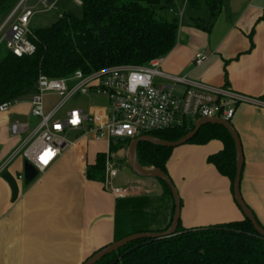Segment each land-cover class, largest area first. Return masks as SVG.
Here are the masks:
<instances>
[{
  "label": "crops",
  "instance_id": "1",
  "mask_svg": "<svg viewBox=\"0 0 264 264\" xmlns=\"http://www.w3.org/2000/svg\"><path fill=\"white\" fill-rule=\"evenodd\" d=\"M159 13L162 18L177 20L178 28L174 48L161 58L158 70L162 75L155 76V84L171 87L175 94L181 95L186 85L167 76H182L264 100V0H223L210 32L195 27L193 21L208 18L204 0L199 8L191 6L188 0H172ZM6 17L0 18L1 24ZM201 49L208 59L196 66L193 58ZM99 98L104 99V104L90 105L87 110L79 108L86 113L107 109L108 100ZM32 117L31 94L18 100L7 112L0 111V165L34 130L39 121L31 128ZM15 121L29 123L30 130L13 136L10 125ZM231 122L239 134L244 156L241 195L264 227V108L243 104ZM72 135L71 140L83 148V154L77 152V145L66 150L31 182L23 178L26 160L23 155L7 166L4 173L18 178L16 199L3 178L4 173L1 175L0 264H83L95 251L115 241L121 214L125 217L127 214L124 220L130 221V227L135 214L148 215L146 218L158 223L159 228L171 221L172 200L159 181L130 176L121 184L136 183L146 191L117 199L104 188L103 181L87 177L88 167L97 155L113 152L111 147L115 143L96 141L92 135L77 138L79 131ZM222 148L223 143L214 139L205 144L187 143L172 150L166 169L182 195L183 227L245 218L234 198L231 181L208 162V157ZM123 153L127 151L113 152L119 157ZM174 155L178 159L176 165L170 160ZM155 201L160 215L150 210Z\"/></svg>",
  "mask_w": 264,
  "mask_h": 264
},
{
  "label": "trees",
  "instance_id": "2",
  "mask_svg": "<svg viewBox=\"0 0 264 264\" xmlns=\"http://www.w3.org/2000/svg\"><path fill=\"white\" fill-rule=\"evenodd\" d=\"M188 1L191 6L200 7L201 0ZM204 1L209 9L208 18H194L193 21L195 27L210 32L223 0ZM171 2L80 0L81 17L65 12L50 26L32 30V40L37 48L33 55L19 57L1 45L0 105L32 94L41 74L66 78L77 70L90 73L118 65H149L152 60L165 57L176 44L178 24L175 19L162 18L159 12L165 3ZM14 7L15 0H0V17L7 16ZM193 129L194 124H190L148 134L175 141ZM214 139L220 140L223 148L210 155L208 162L229 178L233 189L236 149L229 131L222 125L203 124L188 143L205 144ZM118 142L128 144V141ZM119 149L120 144L111 147L113 152ZM173 149L140 142L137 145L138 161L144 168H161L168 174L166 164ZM105 160V153H99L96 161L89 165L87 177L90 180L104 179ZM157 180L172 200L173 217L175 205L171 190L166 182ZM124 218L127 214L126 217L123 214L119 216L115 240L132 234L130 221ZM170 224L171 221L154 231H164ZM95 264H264V238L246 217L192 228L183 227L180 218L174 235L134 240Z\"/></svg>",
  "mask_w": 264,
  "mask_h": 264
},
{
  "label": "built area",
  "instance_id": "3",
  "mask_svg": "<svg viewBox=\"0 0 264 264\" xmlns=\"http://www.w3.org/2000/svg\"><path fill=\"white\" fill-rule=\"evenodd\" d=\"M74 1L80 3V0ZM24 2L22 0L16 5L0 26V46L4 45L19 57L31 56L37 49L30 28L36 10ZM39 3L42 10L47 11L54 7L55 0H40ZM207 59L208 54L201 49L195 54L193 63L200 66ZM160 62L161 58L152 60L149 65H118L90 73L77 70L66 78L41 74L31 94V114L39 118V122L0 165V177L19 155L34 163L39 172H44L66 150L76 145L77 152L82 155L83 148L76 141L68 139L74 131L80 132L77 138L92 135L96 141H128L129 145L132 139L150 131L189 126L201 118L230 121L243 104L264 108L263 99L230 88L168 75L173 81L186 85L184 92L177 95L171 87L155 84V76L162 75L158 70ZM47 95L59 97L49 109H46ZM80 95L105 97L108 107L97 109L94 113H86L79 107L62 112L72 98ZM17 101L2 103L0 111L7 112ZM29 130V123L15 121L10 125L13 136L18 137ZM113 158V152L106 154L102 180L104 188L117 199L145 192L146 189L136 183H116L120 171Z\"/></svg>",
  "mask_w": 264,
  "mask_h": 264
},
{
  "label": "water",
  "instance_id": "4",
  "mask_svg": "<svg viewBox=\"0 0 264 264\" xmlns=\"http://www.w3.org/2000/svg\"><path fill=\"white\" fill-rule=\"evenodd\" d=\"M212 123L217 125L224 126L232 136V139L235 143V149H236V177L234 180V198L241 208L244 216L248 218L257 233L264 238V227L258 222L255 214L251 210V208L245 203L242 195H241V176H242V170L244 165V156H243V149L241 145V140L239 137L238 132L236 131L234 125L231 121H227L220 118H201L197 120L194 124V129L189 131L187 134L182 136L180 139L175 141H168L159 139L157 137H154L150 134H143L141 136H138L131 140V142L128 145L127 149V163L130 169L141 177H153L156 179H161L169 186L173 199H174V214L171 220L170 226L164 230V231H144V232H137L132 233L130 235H127L123 238L117 239L114 242L102 247L101 249L97 250L95 253H93L91 256H89L83 264H95L100 259L105 257L106 255L117 251L119 248L123 247L129 242H132L134 240L143 239V238H149V239H155V238H161L165 236H171L174 235L179 226V221L181 218V198L178 192L177 187L173 183L170 176L163 171L161 168H144L140 165L137 157V145L140 142H150L155 145L164 146V147H172L175 148L177 146L183 145L185 143H188L198 132L200 127L203 124ZM38 169L29 160H25L24 162V181L31 182L36 179L38 176ZM3 178L9 183L12 189L13 199H16L19 193V187H18V178L15 179L10 173H4Z\"/></svg>",
  "mask_w": 264,
  "mask_h": 264
},
{
  "label": "rangeland",
  "instance_id": "5",
  "mask_svg": "<svg viewBox=\"0 0 264 264\" xmlns=\"http://www.w3.org/2000/svg\"><path fill=\"white\" fill-rule=\"evenodd\" d=\"M39 1L40 0H25V2H24V4L26 6L33 7V9L36 10L34 16L32 17L31 23H30V28L32 30H36L38 28L50 26L60 16H62L65 12H72L79 17L82 16V8L74 0H55L54 7L51 10H47V11L42 10L43 7L39 3ZM18 2H19V0H15V6L17 5ZM166 4L167 3H165V5ZM1 22L2 21L0 20V24H1ZM25 97H27V96H25ZM58 99H59V97L57 95H47L45 97V101H46L47 106L55 103L56 101H58ZM101 104H104V99H102V98L90 97L89 95H80L78 97L72 98L65 105L64 109L68 110V109L73 108V107H82L83 109L87 110L90 105H101ZM29 121L31 124V128H33L36 125V123L39 121V118L33 116L32 118L29 119ZM72 138H73V135L70 134L68 136V139L71 140ZM115 144H120L119 150L122 149V150L127 151V149H128V145L126 143L122 144L119 142H115ZM186 144L187 143H185L183 145H186ZM183 145L177 146V147H175V149H177ZM126 154L127 153H123L122 156H120V157L116 155L113 158L114 163L117 165L118 169H120V174L118 176V180L116 181L117 184H121L122 181L129 179L130 176L140 177L141 179H144L146 181H152V180L158 181L156 178H153V177H141V176H138L137 174H135L127 164ZM170 160L171 161L174 160V163H175L174 165H176V163L178 162V159L175 157V155ZM173 168H175V166H173ZM168 175L171 178L169 171H168ZM173 183H174V181H173ZM178 191H179V195L182 198V195H181V192L179 189H178ZM154 205H155V207H154ZM154 205H153V208H151L150 210L153 211L155 214L160 215L161 214L160 207L157 205L156 201H155ZM146 217H149V216L143 215V214L142 215L141 214H135V216L132 220V223H131V230L136 233L137 230H142L144 232L146 230L147 231H154V230L159 228L158 223H156V222H154L151 219L146 218ZM158 218H160V217H157V219ZM201 224H205V223H201ZM210 224H212V223H207L206 225H199L198 223H192L191 225H188L190 227H186V228L207 226Z\"/></svg>",
  "mask_w": 264,
  "mask_h": 264
}]
</instances>
